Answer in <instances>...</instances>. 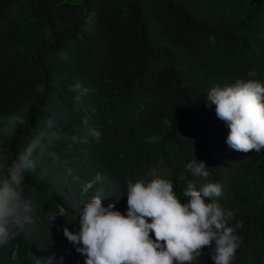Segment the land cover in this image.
Returning <instances> with one entry per match:
<instances>
[{"label":"trees","instance_id":"16d2710c","mask_svg":"<svg viewBox=\"0 0 264 264\" xmlns=\"http://www.w3.org/2000/svg\"><path fill=\"white\" fill-rule=\"evenodd\" d=\"M237 79L264 84V0H0V163L38 136L45 145L25 173L32 222L0 264H84L63 229L79 231L100 190L126 214L127 183L153 169L181 203L189 182L220 184L217 202L243 222L232 264H264V150L230 149L205 101ZM195 159L207 179L186 171ZM209 253L193 264H213Z\"/></svg>","mask_w":264,"mask_h":264},{"label":"clouds","instance_id":"9594fccd","mask_svg":"<svg viewBox=\"0 0 264 264\" xmlns=\"http://www.w3.org/2000/svg\"><path fill=\"white\" fill-rule=\"evenodd\" d=\"M79 89L76 85L75 90ZM205 101L209 107L215 105L217 118L228 126L226 144L230 149L242 153L264 150V84L237 79L231 86L213 87ZM89 134L99 140L98 130ZM37 149H45L39 136L16 159L0 163V247L32 222L34 208L25 195L24 180L25 173L35 167L32 157ZM207 169L196 159L186 164V171L204 179L210 175ZM150 175L151 180L127 183L126 214L112 205L105 207L100 190L78 210L79 231L63 229L67 240L85 258L84 264H193L206 247L213 264H232L241 243L236 231L243 228V222L232 224L234 211L217 202L222 186L209 182L197 190L189 182L181 193L188 202L181 203L171 179L158 175L155 169ZM102 179L97 174L94 181L84 185L81 195ZM56 217H51V223Z\"/></svg>","mask_w":264,"mask_h":264}]
</instances>
